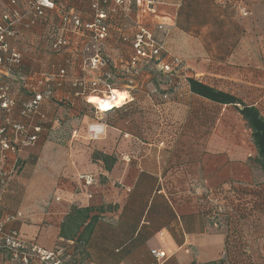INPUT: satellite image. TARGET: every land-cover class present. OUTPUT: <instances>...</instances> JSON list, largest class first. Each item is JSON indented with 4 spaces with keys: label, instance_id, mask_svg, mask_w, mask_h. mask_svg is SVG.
Here are the masks:
<instances>
[{
    "label": "crops",
    "instance_id": "0c3cea01",
    "mask_svg": "<svg viewBox=\"0 0 264 264\" xmlns=\"http://www.w3.org/2000/svg\"><path fill=\"white\" fill-rule=\"evenodd\" d=\"M161 1L163 4L159 9L158 19L173 24L169 45L171 49L174 47L176 55L186 61L187 67L198 68L197 59L203 55L214 59L218 62L216 65L223 67L218 70L215 66L213 71L202 68L200 73L187 77L199 80L207 74L212 78L223 79L226 84L223 90L256 106L264 117V5L255 4L254 0L250 5H244V0H237L241 2L235 4L236 8L231 5L233 0ZM8 3L9 0H0V12L7 9ZM56 4L59 10L73 11L85 22L92 20L91 0H56ZM51 15L50 18L54 16L53 12ZM130 17L124 23L115 19V36L100 46L105 56L110 58L111 68L118 73L127 63L121 57L132 51L129 44L120 40L125 25L124 34L132 37L135 33L133 22L138 17L133 14ZM59 28L60 19L53 17L33 30H21L16 47L24 54V61H48L58 57L66 61L65 68L69 73L77 64L78 70L70 76H78L80 55L87 49L90 35L68 32L67 50L62 55H57L51 52L45 40L48 32ZM53 68L55 69V65ZM27 71L44 73L41 66L37 70ZM62 88L65 89L64 83ZM56 93L63 98L69 96L67 92H59V89ZM130 97L133 100V96ZM75 102L83 106L81 99H75ZM42 108L50 121L54 122L50 117L53 105L46 101ZM224 108L233 110L232 115L246 127L252 141V132L235 108ZM179 112L181 122L166 127L172 135L163 132L164 126H157L155 131L148 133L150 141L143 144L131 142L133 135L138 132L132 126H127L126 130H112L103 125V141H107L104 150L110 154L117 152V162L112 172L104 173L108 184L101 188L99 196L89 200L85 193L74 189L73 184L64 185L51 198L47 194L49 198L42 212L37 210L39 200L33 204L32 210L28 208L31 200H26L22 208L31 213H27L24 221L8 225V228L16 227L25 240L45 247L48 251H55L60 243L62 249L70 253L73 241L65 242L59 237V233L60 224L71 206L112 205L114 210L105 214L106 219L114 228L119 226V221L125 222L128 230L123 231V240L136 238L137 245L120 264H153L155 260L150 250L156 248L150 247L149 241L155 236L169 237L175 247L174 253L167 256L163 264H207L219 261L225 252V231L214 228L203 217L195 198V190L191 186L199 181L210 189L220 186L227 188L232 182L247 187L261 184L264 176L259 172V179L251 166L249 158L255 156V147L252 142L254 151L248 147L245 142L246 133L239 132L234 121H223L221 114L214 118L213 114L204 112L202 108L186 106L179 109ZM202 114H205L206 120L202 118ZM14 118L21 120L18 114ZM222 124L235 127L233 139L222 135ZM144 130L145 128H141L142 132ZM36 148L26 150L23 158L36 154ZM131 152L140 153L131 156ZM128 158L129 162H126ZM88 161L83 162L85 165H78L80 173L95 168ZM41 179L44 180V176ZM21 180L16 177L12 181L11 192L5 196L0 208L1 215L14 212L10 211L14 199L12 195L22 185ZM134 223H138L139 227L132 237ZM261 249L264 256V241ZM3 253L0 252L1 257Z\"/></svg>",
    "mask_w": 264,
    "mask_h": 264
},
{
    "label": "built area",
    "instance_id": "2783aa9c",
    "mask_svg": "<svg viewBox=\"0 0 264 264\" xmlns=\"http://www.w3.org/2000/svg\"><path fill=\"white\" fill-rule=\"evenodd\" d=\"M91 1L92 20L88 22L73 11L59 10L56 0H49L48 4H44L42 0H9L7 9L0 12V208L11 190L12 181L22 168L21 160L26 150L36 148L50 129L51 121L42 107L46 101L50 102L56 97L55 87L62 88L63 83L64 86L69 84L75 92L68 91L69 96L64 97V100L81 99L96 114L108 112L96 106L91 99L110 103L108 98H114V90H119L115 82L117 71L111 68L100 48L104 42L115 36V19L124 23L131 19L133 10L138 17L133 22L134 35L130 37L124 34L125 25L120 36V40L129 44L132 50L126 65L120 70L129 80L124 91L131 94L128 88L141 65L156 63L159 70L169 76L182 69L183 61L177 56L170 55V62L161 60L162 55L168 53L165 38L169 37L173 25L160 22L155 30L149 27V19L160 16L158 10L163 4L161 0ZM52 12L53 17L60 19V28L48 32L45 40L52 53H65L69 44L68 32L90 35V43L80 55L78 76H70L69 70L60 66L57 68V80L45 73L27 71L23 64L24 54L16 47L21 30L30 31L46 23L53 18H50ZM243 14L246 15L245 12ZM157 34L161 36L158 37ZM88 97L91 98L88 100ZM15 114L19 115L20 121L14 118ZM126 162H129V158ZM95 179V175L88 172L79 173L76 177L78 186L84 187L95 185ZM202 191L199 186L194 192L199 196ZM25 219L23 212L6 215H1L0 212V252L4 251L23 264H29V259L46 264L57 260L58 252L48 251L25 240L16 227L8 228V225ZM151 254L156 264H163L167 259L162 250H151Z\"/></svg>",
    "mask_w": 264,
    "mask_h": 264
},
{
    "label": "trees",
    "instance_id": "16d2710c",
    "mask_svg": "<svg viewBox=\"0 0 264 264\" xmlns=\"http://www.w3.org/2000/svg\"><path fill=\"white\" fill-rule=\"evenodd\" d=\"M187 84L193 97L216 108L230 106L235 108L252 132V144L255 147L256 156L249 158L250 164L252 167L255 164L264 176V117L261 115L260 109L244 102L236 94L226 92L216 86L213 87L194 77H187ZM69 92L75 91L70 90ZM55 101L52 99L50 103L54 105L56 104ZM134 101L135 98L133 97V100H128L121 107L113 108L112 111L104 113L106 116L117 113L115 125L107 123V126L112 130L119 128L126 130L132 126L138 132L136 131V134L133 135L131 142L135 144L147 143L150 141L148 133L155 131L157 126L151 123L140 125L141 119L136 120L134 115L136 114L134 113ZM83 106H87V104L83 102ZM202 118H204L203 114ZM49 126L50 129L53 128L51 123ZM168 126L170 125L164 127L165 131L163 130V132L172 135L166 128ZM141 128H145V130L142 132ZM106 142V140L102 141V148L93 152L89 157V163L95 168L88 173L95 175L96 184L85 187L78 186L76 177L80 170L76 172L73 178L74 189L79 190L80 193H85L89 200H94L96 196H99L101 188L108 184L104 173L112 172L117 162V152L110 154L104 150ZM135 153L139 154L140 152H131L130 155L135 156ZM31 156L26 157V159L22 158V168L16 176L17 178L22 179V175L25 173L24 166ZM199 186L202 187L203 193L199 196L196 195L195 198L203 217L214 228L223 229L226 235L223 257L217 262L207 264H263L264 256L261 248L264 241V181L261 184L248 185L247 187L232 182L227 188L220 186L216 189H210L204 182L197 181L191 187L195 190ZM18 190L12 195L14 197L12 204L17 200ZM112 208V205L105 204L101 206L87 205L86 207L71 206L70 211L60 224L59 233V237L65 242L73 241L72 255L67 254V252L64 253V257L71 259L68 264H120L131 249L135 250L137 247L136 238L128 240L122 238L124 236L123 231L128 228L124 224L125 222L119 221V226L114 228L112 223L106 219L105 214L113 211ZM138 225V223H134L132 226V237L137 233ZM18 261L22 263L20 260ZM32 261L39 260L29 259V263ZM153 264H156L155 261Z\"/></svg>",
    "mask_w": 264,
    "mask_h": 264
},
{
    "label": "rangeland",
    "instance_id": "374dc122",
    "mask_svg": "<svg viewBox=\"0 0 264 264\" xmlns=\"http://www.w3.org/2000/svg\"><path fill=\"white\" fill-rule=\"evenodd\" d=\"M237 2L241 1L233 0L231 4L232 7L236 8L235 4ZM254 2L255 4L260 3L264 5V0H254ZM244 3V5H250L253 2L252 0H244ZM160 7L161 6H159V9ZM132 14L136 15L135 10L132 11ZM160 22H164V20L150 18L149 27L152 30H155V26ZM172 29L173 26L170 31ZM172 35L173 31L170 32L168 38H165L168 53L166 55L163 54L161 57V60L165 62H170V55L177 56L182 60L181 57L176 55L174 47L173 49L170 48L169 44ZM157 36L159 37L161 34H157ZM129 56L130 54L122 56L121 58L126 62ZM105 59L109 64L112 63L109 57H105ZM197 60V65H199L198 68L196 66L194 68L187 67L186 61L182 60V69L179 72L172 73L173 75L170 76L163 74L157 67L156 63L149 66L141 65L140 71L137 75L132 77L133 83L128 88V91L131 93L130 95L135 98L134 105L136 112L134 111V113L136 114L134 115L136 116V120L141 119V126L144 123H151L158 127H165L166 125L181 122L178 116L180 113L179 109H184L186 106L189 108H202L204 112L213 114L214 118L216 115L221 114L223 121H234V125L238 127V131L246 133L247 138H245V142L248 147L254 151L246 127L244 128L239 121H236V118H234V115H232L231 112L233 110L229 111V109L224 107L216 108L189 94L187 84L188 75H196L197 72L200 73V71H202V68L208 71H213L215 66L218 67V70L223 68L222 66L216 65L218 62H215L214 59H208L205 55L199 56ZM65 62L66 61L61 58L54 57L53 59L50 58L48 61H24L23 64L26 70H37L38 67L41 66V69L43 68V72L46 73L48 77L50 76V78L57 80L59 79L57 78V68L59 66L65 67ZM53 65H55V69L53 68ZM77 70L78 65L76 64L74 70L70 69V74L74 75L72 73H75ZM115 77L117 88L122 91L126 90L129 83L127 76H123L120 71L119 73L116 72ZM200 79L213 87L219 86L222 87V89H225L226 87L225 81L217 77L212 78L206 74L205 76H201ZM56 89H59V92L61 93H68V91L71 90L69 85L65 86V89L61 88L60 90V88L55 87V91ZM165 95H167V97H165ZM54 99L56 100V104L53 105L54 109L50 116L51 120L54 121H51L53 128L46 132L44 139L36 148V154L26 161L24 166L25 173L22 175L21 180L22 185L18 190L16 202L12 204V208L10 209L11 212H23L25 216H27V213H31L22 208L25 206L26 200H31L30 205H28V208L30 209L33 204L39 200L37 204L38 209H36L38 211L43 210L47 198H51L52 195L58 193L64 185L71 186L74 175L79 170L80 166L78 165H85L83 162H86L87 159L89 160V157L93 152L99 151L102 148L104 135L101 134L96 136L91 132L89 125H107V123L115 125L116 123L115 116L117 113H113L112 116L96 114L91 107L79 105L73 98L64 100L62 96H57L56 94ZM234 130L235 127L233 128L231 125L228 126V124H222L220 127L222 135L224 137H231L232 139V135H235ZM253 168L255 172H257V176L260 177L259 179H261V176L258 174V167L253 164ZM43 176L45 178L44 180L41 179ZM47 194H49V197ZM149 245L152 248H156L155 250L161 249L167 256H171L175 249L171 239L163 236H155L149 241ZM55 252H58V259L47 264H68L71 260L64 257V253L67 251L62 249L60 243H58V248ZM67 254L72 255V252H67ZM2 256L3 257L0 255V264H22L18 260L13 259L11 255H7L5 252ZM29 264L46 263L35 261L30 262Z\"/></svg>",
    "mask_w": 264,
    "mask_h": 264
},
{
    "label": "clouds",
    "instance_id": "9594fccd",
    "mask_svg": "<svg viewBox=\"0 0 264 264\" xmlns=\"http://www.w3.org/2000/svg\"><path fill=\"white\" fill-rule=\"evenodd\" d=\"M44 4H48L49 0H42ZM91 97H88L89 100ZM110 103L104 100L96 99L94 104L104 111H109L113 107H121L126 101L130 100V94L127 91L114 90V98L109 97ZM91 132L96 136H99L105 132V127L103 125H89Z\"/></svg>",
    "mask_w": 264,
    "mask_h": 264
},
{
    "label": "bare ground",
    "instance_id": "6f19581e",
    "mask_svg": "<svg viewBox=\"0 0 264 264\" xmlns=\"http://www.w3.org/2000/svg\"><path fill=\"white\" fill-rule=\"evenodd\" d=\"M118 91H119V90H118ZM91 101H92V102H94V101H95V99H93V98H92V99H91ZM113 108H115V107H113ZM112 110H113V109H112ZM109 111H110V110H109Z\"/></svg>",
    "mask_w": 264,
    "mask_h": 264
}]
</instances>
